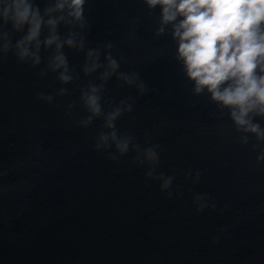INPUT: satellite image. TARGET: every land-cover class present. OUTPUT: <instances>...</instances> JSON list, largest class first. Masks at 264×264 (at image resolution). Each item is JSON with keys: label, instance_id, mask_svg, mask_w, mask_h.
<instances>
[{"label": "water", "instance_id": "obj_1", "mask_svg": "<svg viewBox=\"0 0 264 264\" xmlns=\"http://www.w3.org/2000/svg\"><path fill=\"white\" fill-rule=\"evenodd\" d=\"M36 3L43 11L48 0ZM161 12L144 0H86L84 28L58 26L62 39L76 33L77 47L61 49L69 83L48 66L55 46L41 47L35 67L14 49L0 53V264H264V142L237 131L207 91L194 93L171 25L156 35ZM5 30L13 44L23 35ZM90 50L101 65L109 52L119 63L106 83L105 67L84 71ZM119 72L139 78L128 85ZM102 83L105 113L132 105L118 134L141 150L159 146L155 175L174 177L167 191L131 147L96 149L103 116L80 124L89 115L81 91ZM253 122L264 128V118Z\"/></svg>", "mask_w": 264, "mask_h": 264}, {"label": "clouds", "instance_id": "obj_2", "mask_svg": "<svg viewBox=\"0 0 264 264\" xmlns=\"http://www.w3.org/2000/svg\"><path fill=\"white\" fill-rule=\"evenodd\" d=\"M85 2L48 0L41 11L36 0H0V53L14 49L19 61L31 60L35 67L41 63V47L48 49L55 46L48 66L54 72L61 70L58 79L69 83L72 76L68 74V60L61 49L65 44L70 48L77 47L76 33L70 30L67 37L62 39L58 26L63 23L70 29L76 25L84 28ZM144 3L150 10L157 6L162 9L157 36L171 25L172 37L178 46L176 59L182 63L186 77L193 83L194 93L198 95L207 91L212 101L229 111L237 131L251 133L258 141L264 142V128L253 122L254 117L264 118V0H144ZM8 25L12 32L23 33L15 44L5 30ZM45 28L48 30L47 36L41 40ZM79 47L83 48L82 39ZM107 47L111 49L112 44ZM87 57L92 64L88 67L86 63L85 73L105 67L101 74L104 83L119 69V63L110 52L106 56V66L98 63L100 55L96 50L88 51ZM138 78V74L119 72L118 75V79L128 85L136 84ZM104 83L99 86L89 84L87 90L81 91L80 99L89 115L80 124L87 127L94 118L103 116V128L108 131L100 132L96 149L114 147L116 153L123 156L131 147L137 153L133 162L137 165L147 162L150 169L146 177L162 180L161 191H167L174 177H165L163 173L155 175L159 146L141 150L138 144L133 143L131 135L118 134L115 121L123 113L131 112L132 105L127 100H121L119 105L105 113L101 104ZM138 88L143 94L145 85L140 83ZM66 92L61 88L58 94L65 95ZM40 99L50 103L53 96L41 94ZM241 142L247 144L248 136H241ZM110 158L116 160L117 156L110 155ZM257 160H264V150ZM201 200L202 197H195L196 202ZM199 207L202 209L204 205L199 204Z\"/></svg>", "mask_w": 264, "mask_h": 264}]
</instances>
